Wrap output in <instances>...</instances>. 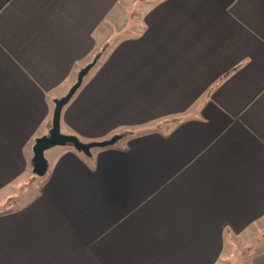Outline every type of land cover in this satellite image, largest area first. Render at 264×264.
I'll use <instances>...</instances> for the list:
<instances>
[{
	"label": "crops",
	"instance_id": "obj_1",
	"mask_svg": "<svg viewBox=\"0 0 264 264\" xmlns=\"http://www.w3.org/2000/svg\"><path fill=\"white\" fill-rule=\"evenodd\" d=\"M102 50L61 130L121 137L36 175ZM263 222L264 0H0V264H233Z\"/></svg>",
	"mask_w": 264,
	"mask_h": 264
},
{
	"label": "water",
	"instance_id": "obj_2",
	"mask_svg": "<svg viewBox=\"0 0 264 264\" xmlns=\"http://www.w3.org/2000/svg\"><path fill=\"white\" fill-rule=\"evenodd\" d=\"M99 54L95 58L88 62L85 66L80 68L77 73L75 82L71 85L68 92L54 100L55 107L53 112L52 126L49 129L48 134L42 135L36 138L33 146V172L38 176H43L47 173L49 168V162L45 155V151L51 147L57 145L72 144L76 149L81 150L84 154L91 156V149L93 147H104L115 144L121 137L120 134H115L111 138L106 140L95 141H83L74 134H66L61 131V114L64 106L71 100L76 91L82 85L84 77L88 74L91 68L98 61Z\"/></svg>",
	"mask_w": 264,
	"mask_h": 264
},
{
	"label": "rangeland",
	"instance_id": "obj_3",
	"mask_svg": "<svg viewBox=\"0 0 264 264\" xmlns=\"http://www.w3.org/2000/svg\"><path fill=\"white\" fill-rule=\"evenodd\" d=\"M99 53H100L99 54V58H100V55H102L104 51L102 50ZM258 234L261 236L256 235L255 237H246V240L244 241L245 243L244 245L236 244L235 246L236 250L233 253V256L235 257L236 260L233 262V264H249L251 253L256 249H260L262 245H264V224H262L261 231H259ZM243 246H244V249L241 250V248L239 247H243Z\"/></svg>",
	"mask_w": 264,
	"mask_h": 264
}]
</instances>
